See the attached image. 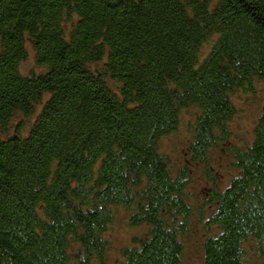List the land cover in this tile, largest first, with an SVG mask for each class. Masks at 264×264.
<instances>
[{
	"label": "trees",
	"instance_id": "trees-1",
	"mask_svg": "<svg viewBox=\"0 0 264 264\" xmlns=\"http://www.w3.org/2000/svg\"><path fill=\"white\" fill-rule=\"evenodd\" d=\"M256 83L264 0H0V264H104L118 209L145 229L120 264H181L189 175L159 141L194 108L189 156L206 163ZM227 151L236 174L209 191L202 264L264 247V103Z\"/></svg>",
	"mask_w": 264,
	"mask_h": 264
},
{
	"label": "rangeland",
	"instance_id": "rangeland-1",
	"mask_svg": "<svg viewBox=\"0 0 264 264\" xmlns=\"http://www.w3.org/2000/svg\"><path fill=\"white\" fill-rule=\"evenodd\" d=\"M20 69L25 75L38 71L30 49L28 58L21 64ZM232 100L236 115L229 123L230 141L210 150L206 163L192 162L189 156L188 147L197 113L194 108L183 111L178 129L159 141V149L167 156L172 174L185 168L189 175L185 191L193 214L184 240L181 264H202V241L218 232L217 226L208 222L209 216L214 211L209 199L207 200L209 191L210 189L221 191L236 174L227 148L229 145L242 147L252 140L254 123L264 103V83L254 84L251 91L238 92ZM144 232L145 229L142 227L129 226L128 213L118 209L115 221L106 234L107 249L104 264H120L121 250L131 246L133 236L142 235ZM244 248L247 252L248 264H264V247L260 251L258 244L250 241L244 245ZM93 264L98 263L94 261Z\"/></svg>",
	"mask_w": 264,
	"mask_h": 264
}]
</instances>
